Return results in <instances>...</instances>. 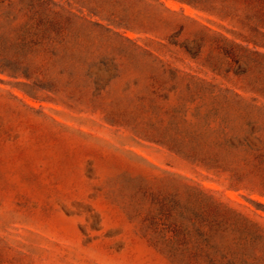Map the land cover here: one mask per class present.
Returning a JSON list of instances; mask_svg holds the SVG:
<instances>
[{"label":"rangeland","instance_id":"374dc122","mask_svg":"<svg viewBox=\"0 0 264 264\" xmlns=\"http://www.w3.org/2000/svg\"><path fill=\"white\" fill-rule=\"evenodd\" d=\"M0 264H264V0H0Z\"/></svg>","mask_w":264,"mask_h":264}]
</instances>
